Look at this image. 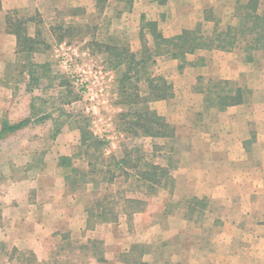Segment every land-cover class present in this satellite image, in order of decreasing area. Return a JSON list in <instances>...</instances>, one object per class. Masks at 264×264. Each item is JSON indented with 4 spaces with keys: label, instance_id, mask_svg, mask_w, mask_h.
Wrapping results in <instances>:
<instances>
[{
    "label": "rangeland",
    "instance_id": "rangeland-1",
    "mask_svg": "<svg viewBox=\"0 0 264 264\" xmlns=\"http://www.w3.org/2000/svg\"><path fill=\"white\" fill-rule=\"evenodd\" d=\"M246 1L134 0L129 11L118 13L122 7L110 3L98 13L95 0H0V125L3 120H34L0 140V264H31L30 258L39 264H93L103 255V244L95 238L110 230L131 235L143 231V250L151 254V248L158 246L160 261L167 257L162 253L169 245L160 233L170 227L167 220L177 200L187 198L178 178L186 170L206 167V160L192 155L191 139L198 141L194 143L200 151L205 150L198 146L200 139L214 137L216 150L227 149L236 160L216 170H232L234 162L241 163V153L236 148L237 142L247 137L244 122L262 119L264 113L260 111L264 104V54H254L251 63L245 62L240 77L228 81L245 90L241 96L245 105L237 109L234 117L224 112L215 117L204 104L202 90L208 88L207 74L212 68L207 63L216 69L213 62L225 61L218 54L223 53L221 50L198 51L187 55L185 62L154 57V63L141 76L142 82L147 76H160L171 87L170 99L147 104L150 111L174 128V137L167 139L138 136L126 129L135 120L132 112L143 106L129 94L137 91V100L143 99L146 85L140 82L136 90L131 89L130 82L124 86L119 83L125 67L113 71L95 44L128 48L139 60L147 56L145 49L153 51L149 23H155L156 32L164 38L194 30L197 25L210 34L214 26L211 20H218L221 28L228 23L234 25L237 18L232 17L233 8ZM263 7L261 3L259 9ZM9 19L26 20L31 37L38 33L39 44L33 52H21L17 47L15 36L9 32ZM58 26L71 27L68 37L59 40ZM232 53L242 55L238 50ZM122 88L128 90L129 96L122 94ZM253 103L255 112L250 105ZM123 114L128 115L122 118ZM233 118L238 121L232 124ZM79 125H87L93 136L106 142L104 156L99 157L98 151L91 149L88 162L103 170L105 165L112 169L113 158L118 161L125 150L141 169L143 163L149 162L167 170V180L171 179L168 186L147 195L151 194L149 188L119 173L111 182L108 174H98V185L93 186L88 178L84 180L87 184L73 179L70 169L61 166L60 161L72 158L73 167L86 172V157L82 156L86 149L79 147ZM142 155L145 160L138 161ZM107 156L113 158L105 162L102 158ZM71 180L81 183L73 186ZM235 192L223 191L218 198L233 197ZM104 197L118 212L125 199L138 198L146 203L143 211L136 214L137 219L135 214L130 218L121 214L114 224L94 222L88 227L86 208ZM60 217L64 221H59ZM144 259L151 262L152 255Z\"/></svg>",
    "mask_w": 264,
    "mask_h": 264
},
{
    "label": "crops",
    "instance_id": "crops-1",
    "mask_svg": "<svg viewBox=\"0 0 264 264\" xmlns=\"http://www.w3.org/2000/svg\"><path fill=\"white\" fill-rule=\"evenodd\" d=\"M232 52L218 53L226 60L222 63L213 62L217 70L207 63V67H212L207 74L208 79L232 81L240 77L245 68L243 66L246 65L244 55ZM248 93L251 95L250 90ZM255 95L254 92L253 99ZM244 105L243 102L223 111L216 108L207 110H211L209 113L215 117L221 115L218 112L229 113L234 117L237 109ZM250 105L255 112L256 104ZM260 111L264 112V104ZM261 118L250 120L248 124L244 122L247 137L240 139L237 142L239 147L236 148L241 153V163L234 162L232 170H216L217 167L222 168V165L228 164V161L232 165L230 162L236 160L227 149L216 150L212 141L214 137L212 140L200 139L198 146L205 147V150L200 151V147L195 146L198 141L191 139L192 155H200L206 160V167L202 170H186L178 178L187 198L179 202L177 200L176 209L167 220L170 227L167 226L166 231L160 233L166 246L169 245V249L162 253L167 254L163 261H160L158 246L151 248V254L143 250V231L131 235L129 232L110 230L95 238L103 244V255L102 258L93 260V264H264V113ZM232 120V124L238 121L234 118ZM216 151H219V155ZM176 184L175 182V190ZM226 190H235V196L218 198V194ZM60 218L59 221H64ZM68 219L67 217L65 222ZM133 247L136 250L132 251ZM173 247L175 252L172 251ZM133 255L135 259L132 258ZM146 255H152L151 262L144 259Z\"/></svg>",
    "mask_w": 264,
    "mask_h": 264
},
{
    "label": "trees",
    "instance_id": "trees-1",
    "mask_svg": "<svg viewBox=\"0 0 264 264\" xmlns=\"http://www.w3.org/2000/svg\"><path fill=\"white\" fill-rule=\"evenodd\" d=\"M163 1V0H161ZM134 0H95V7L98 13H102L110 3L120 5L122 8L118 12L129 11L133 5ZM264 0H248L244 3L238 2L233 8L232 17L237 18L234 25L226 24L223 28L219 27L218 20H211L213 22V29L210 34L202 32L200 26H196L194 30H183L179 35L172 38H164L160 33L156 32V24L149 23L147 26L151 30L152 39L154 42L153 51L146 50V57H142L139 60L136 59L134 53L130 52L128 48H117L115 45L110 44H95L99 48V52H102L110 62L111 69L118 71L121 67H125V70L121 73L119 83L123 86L124 83L130 82L132 84L131 89H138V84L142 82L141 72L148 67L151 63H154V57L161 56L171 60H184L187 55H193L198 51H212L221 50L223 52H230L238 50L245 56V62L251 63L252 56L256 53L264 54V7L260 10L259 7ZM208 18V17H207ZM209 20V18H208ZM7 21L9 32L15 36L17 47L21 52L30 53L35 50V46L39 44L37 41L38 33L34 37L27 34L25 27L26 20L16 19ZM70 26L62 27L58 26L57 31L60 32L59 40H63L68 37L70 32ZM72 30V29H71ZM144 48V47H143ZM179 60V61H180ZM182 69V65L178 67ZM146 85L145 97L138 99L137 91L133 95L136 103L143 106L139 110L132 112L135 120L127 124V130L134 132L135 135L153 137V138H167L172 139L174 137V128L168 124H165L163 119L156 115L154 111H150L147 107L148 102H156L162 100H168L172 96L171 87L160 76H147L142 82ZM208 88L203 89L205 109L216 108L218 111H223L229 106L242 104L241 96L243 89L235 86L234 83L228 81H212L206 82ZM222 85V88L221 86ZM224 87L228 90H222ZM231 90H230V89ZM122 94L128 95V90L122 88ZM128 105V104H126ZM131 109V104L128 106ZM128 114H123L121 117L126 118ZM34 120L30 118L22 119L15 123H9L7 120H3L0 125V140L6 136L14 134L19 130L29 126ZM80 131L79 147L86 149L84 155L85 163L87 166L86 172H80L72 165V158H61L60 165L70 169L73 174V179L79 178L83 184L86 178L91 186L98 185L96 176L102 174L103 176L109 175V182L115 177L117 173L123 174L128 180L136 179L141 186L149 188L152 195L159 188H166L168 182L171 179L168 178V172L164 168L158 165L150 164L149 162L143 163L142 169L138 164H133L130 156H127L124 150V156L118 161L112 156H107L102 159H112L115 161V166L111 169L108 165L103 168H97V164L88 162L92 154L89 150L94 149L98 151V156H104V147L106 142L97 139L88 130L87 125L78 126ZM105 160V162H107ZM138 161L145 160L144 155L137 158ZM129 163V166H128ZM138 166V167H137ZM69 175L65 176V179L69 181ZM79 180H71V185H79ZM145 201L132 198L125 199L124 206L118 212L112 203L103 199L95 200L94 203L86 208V220L88 227H92V223H116L119 216L122 214L127 218L134 214L143 211ZM136 248H132V251ZM15 251V249L13 250ZM31 264H39L36 259L30 258Z\"/></svg>",
    "mask_w": 264,
    "mask_h": 264
}]
</instances>
